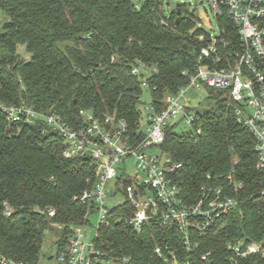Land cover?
Listing matches in <instances>:
<instances>
[{"label":"trees","instance_id":"obj_1","mask_svg":"<svg viewBox=\"0 0 264 264\" xmlns=\"http://www.w3.org/2000/svg\"><path fill=\"white\" fill-rule=\"evenodd\" d=\"M160 6L159 0H147L139 8L132 0H0V103H24L75 127L81 125V110L97 119L115 115L127 124L131 141L139 142L143 88L133 67L141 63L156 69L149 92L159 112L164 96L187 84L183 72L196 70L199 51L206 45L198 40L203 31L197 18L185 6L168 16L160 13ZM153 11L160 25L154 23ZM221 22L231 27L227 20ZM19 47L25 48L26 57L18 53ZM206 89L214 108L195 112L188 132H174L180 122L169 127L160 148L182 164L174 182L188 202L198 198L203 186H227L231 174L241 184L237 191H228L238 200L239 213L218 221L205 237L192 233L195 247L187 253L177 229L151 222L136 233L128 224L132 208L127 202L114 206L95 241L112 264H167L154 254L157 247L179 261L191 257L194 264H227L226 243H264V172L255 166L254 138L237 122L227 96ZM63 150L62 138L42 120L9 123L0 113V254L5 258L38 264L46 231L55 229L62 250L73 227L88 224L94 213L93 206L75 200L93 188L94 164L65 159ZM240 264L264 260L253 255Z\"/></svg>","mask_w":264,"mask_h":264},{"label":"built area","instance_id":"obj_2","mask_svg":"<svg viewBox=\"0 0 264 264\" xmlns=\"http://www.w3.org/2000/svg\"><path fill=\"white\" fill-rule=\"evenodd\" d=\"M208 1L215 28L195 17L198 28L203 31L198 40L206 42L197 56V68L192 74L183 72L188 78L187 84L176 94L164 96L159 102L163 105L161 111L156 112L150 106L147 129L137 143L131 141L125 121L115 115L97 119L91 111L81 110V125L75 127L66 124L57 114L38 113L24 103L11 106L0 103V113L9 123L34 124L42 120L62 138L65 159L90 160L94 164L93 188L75 200L94 207L98 227L90 243L85 242L83 226L73 227L65 247L57 248L60 264H112V260L105 259L104 253L97 249L95 241L99 228L108 225L107 201L116 194L123 198L121 202L113 199L114 206L127 202L133 210L128 219L133 231L140 233L143 226L151 222L173 227L182 235L187 253L195 247L191 243L192 233L205 237L218 221L231 213H239V202L228 191H237L241 184L231 174L226 177L227 186H203L198 198L188 202L174 182V175L182 164L174 162L160 148L169 127L183 122L191 129L196 114L187 111L193 109L189 91L208 88L227 96L237 122L254 138L255 166L264 172V0ZM221 19L231 23V27L225 26ZM155 73V68L141 63L132 69V74L141 78V87L146 90ZM129 161H133L131 171ZM261 194L264 195V190ZM5 207L6 215H10V208ZM48 214L54 216V211L48 210ZM55 228L62 229L57 225ZM226 249L229 252L227 264H240L253 255H260L264 260V243L237 240L226 243ZM154 254L167 264H194L191 257L183 261L172 253L166 257L159 247ZM209 256L210 253L204 255L202 261ZM0 264L24 263L0 254Z\"/></svg>","mask_w":264,"mask_h":264},{"label":"rangeland","instance_id":"obj_3","mask_svg":"<svg viewBox=\"0 0 264 264\" xmlns=\"http://www.w3.org/2000/svg\"><path fill=\"white\" fill-rule=\"evenodd\" d=\"M145 1L147 0H132L133 4L139 8ZM161 3L160 13L164 16H168L171 12H173L177 6H185L187 12L189 14H193L195 17H199L204 25L211 24L213 29L215 28V21L212 16L208 12V0H159ZM3 18L0 16V23ZM1 30V24H0ZM1 53V51H0ZM18 53L22 57H26L25 48L19 47ZM147 76V75H146ZM188 96L191 98V105L194 108V112L199 114H203L204 112L214 108L215 102L211 99H208V90L206 88L201 89L199 92L189 91ZM151 106V96L149 90L142 89V97L141 103L139 105V129L141 132H145L147 129V115L148 110ZM190 131V127L181 122L178 126L174 128V132L176 133H185ZM133 165V161L128 162L129 171L132 170L131 166ZM122 196L116 194L113 199L115 201H122ZM113 199L109 198L107 203V209L111 210L114 207L112 201ZM98 214L97 212L92 213L88 216V224L82 227V230L86 233L85 242L90 243L95 235L96 229L98 227ZM59 238V234L55 231V229L48 230L45 232L44 241L42 245V249L39 255L38 264H60L57 259V245L56 242Z\"/></svg>","mask_w":264,"mask_h":264},{"label":"water","instance_id":"obj_4","mask_svg":"<svg viewBox=\"0 0 264 264\" xmlns=\"http://www.w3.org/2000/svg\"><path fill=\"white\" fill-rule=\"evenodd\" d=\"M152 14H153V20H154V23H155L156 25H160L161 20H160L159 16H158L154 11L152 12ZM177 15H178V16L180 15V12H179V11L177 12ZM196 31H197V28L192 29V30L189 32V35H190V36L193 35ZM177 37L180 38V39H182V40H186V37H184V36L177 35ZM184 48H186L185 45H184Z\"/></svg>","mask_w":264,"mask_h":264}]
</instances>
